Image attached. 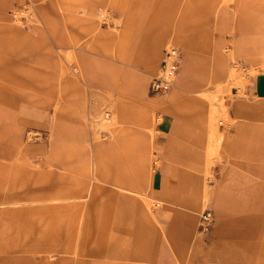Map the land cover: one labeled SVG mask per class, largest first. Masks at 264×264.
Wrapping results in <instances>:
<instances>
[{
  "label": "crops",
  "instance_id": "0c3cea01",
  "mask_svg": "<svg viewBox=\"0 0 264 264\" xmlns=\"http://www.w3.org/2000/svg\"><path fill=\"white\" fill-rule=\"evenodd\" d=\"M45 1L27 0V5L35 10L40 21L34 32L26 33L22 28L12 26L16 42H21L19 45L26 49L29 59H32V53L27 48L33 43L37 47L54 48L55 44L47 33L53 32L57 37L63 36L68 46L82 48L84 57L96 60L101 69H114L119 79H129L131 82L143 80V104L152 108L160 118L158 121L156 119L154 129L157 127V134L153 139L154 154L159 158L160 166L153 175V182L152 178L150 180L149 188H153L154 195L148 190L149 198L157 200L156 196H160L163 206L168 209L172 206L173 198L181 199L184 193L197 196L202 192L203 196L204 150L208 149L209 144H216L212 137L223 134L226 138V142L222 140L224 147L211 167L216 176L210 204L212 239L197 242L200 255L196 264H264V113L260 118H251L254 102L244 97L238 98L233 101L235 105L232 117H229L233 120L234 124L230 126L233 129L224 130L225 133L221 130L218 133L215 129L207 131L205 124H211L217 116L211 115V104L203 96L204 93L214 95L218 91L217 85L223 86L230 80L232 70L219 51L229 42L233 43L235 55L252 67H264L262 48L259 54L249 53L253 42L264 43V0H231L223 8L211 2L212 11L203 19L208 25L206 28L200 27L198 11L204 9L201 4L194 7L184 0H111L107 4L118 11L121 23L115 39L111 32L102 29L101 21L105 13L95 12L98 3H106L104 0L78 1L75 5L77 10L74 7L76 12L71 16V30L60 32L40 7ZM10 6L11 0H0V27L8 25L6 12ZM205 29L213 32L214 42L208 35H203ZM19 32L24 38H16ZM170 41L179 49L182 59L177 71L178 80L164 92L153 93L150 79L153 80L160 70L162 51ZM208 58L212 61L211 65L207 63ZM138 64L143 66L140 72L136 70ZM255 82L257 97H264V76L260 75ZM252 83L251 90L254 91ZM11 87L21 91L13 85ZM61 104L63 111L75 109V103ZM221 105L225 108L223 102L218 108ZM260 108L264 110V106ZM28 112L26 109L25 114L30 115ZM225 112L224 118H228L229 109L225 108ZM61 116L57 115L53 125L71 131L74 125L66 122L68 117ZM15 150L19 157L26 152H19L17 146ZM56 166L60 170L57 180L63 178L64 190V184H69V180ZM156 175L160 176L158 180ZM0 181H3L1 177ZM5 199L6 195L0 192V203ZM197 206L195 201L191 204L193 211H197ZM130 207L132 212L139 208L137 204ZM164 225L169 234L170 214L169 219L165 218ZM120 232L122 230L112 229V226L96 236H88L83 231L82 250L76 252L77 259L86 260L90 246L88 241L96 244L103 240L105 245L112 248ZM37 234L43 237V232ZM167 239L163 243L164 251L157 257L159 261L165 262L170 258ZM10 246L9 242L3 245L5 256H10ZM44 251L53 252L54 248ZM113 256L115 252L111 250L108 264H113ZM48 257L53 258V254ZM153 258L155 260L156 257ZM84 264L89 262L85 261Z\"/></svg>",
  "mask_w": 264,
  "mask_h": 264
},
{
  "label": "rangeland",
  "instance_id": "374dc122",
  "mask_svg": "<svg viewBox=\"0 0 264 264\" xmlns=\"http://www.w3.org/2000/svg\"><path fill=\"white\" fill-rule=\"evenodd\" d=\"M78 1L81 0H46L40 7L48 14L53 25L59 28L60 32L71 30V16L73 12H76L75 9L77 10L75 5L78 4ZM104 1L106 3H103V5L98 3L95 12L97 14L100 11L105 13V16L102 17L103 21H101L102 29L111 32L115 39L118 37L121 28V23L118 19L119 13L107 4L111 0ZM184 2L194 7H197V4H201L200 6L204 9L203 11H198V17L201 21L200 27L206 28L208 25L204 20L205 16L210 15L212 11L210 8L211 2L217 4L219 8H223L227 7L231 0H184ZM217 11L215 10V12ZM6 18L8 25L0 27V135L2 136V140L0 139V177L3 180L6 177L8 183L0 181V192L7 197L0 203V213L5 212L8 215V213L11 214V211L13 213L16 211V217L12 219L7 217L8 220L3 222V231L0 236V263L6 257H9L5 256L6 254L1 251L3 245L9 242V246L11 245L9 247L10 256L18 257L19 261L24 259L27 264H84L85 261H89V264H108L111 250L115 252L113 264H196V259L200 255L198 253V245H196L197 242L212 239L210 204L216 176L213 174L211 167L217 161L215 157L219 156L222 148H213L214 144L212 143L208 149L204 150L203 156L207 166L204 164L203 182L210 191L206 198H203L202 192L197 196H193V193L190 192L184 193L181 199L174 197L172 206L170 205V209H167L160 201V196H156L157 200L148 197V190L152 196L154 195L153 188H148L146 194L150 201L149 205L147 208L143 207L138 215H131L123 222L120 221V223L124 224V227L112 248L107 246V244L105 245L103 240L98 241L96 244L88 241L90 246L86 252V260L77 259L76 252L78 253V251L82 250L80 245L83 241V226L86 224L83 221L84 213L82 214V211H80L81 216H74L75 209L71 205L66 207L62 204L58 206L57 211L59 212L55 213L54 216L46 210L49 206L51 208L53 199L64 198L69 191L68 187L73 188L72 184L70 186L69 184H64L65 189L62 190L64 180L62 177L57 180L60 170L56 165L61 168V171L63 165L57 161L52 162L49 152L52 140L51 128L57 115H63L61 116L63 118L68 117L66 122L74 126L77 125L75 122L77 116L73 112L63 111L62 109L56 111L54 106L60 100V103H75V108L77 105H82V107L86 108L85 112L88 115L86 118L81 119V123L84 125L85 131L83 155L89 156L94 149L96 150L97 146L91 137L92 135L89 134L91 129L88 121L94 120L92 126L98 129L97 132H99L103 143L109 145L111 139L109 133L104 129L100 130L102 122L98 120H110L113 117L114 110L109 103L126 92L132 93L134 82L129 79H119L114 69L110 70L103 67L101 69L98 62L93 58L82 55L78 61L72 60L67 54L75 50L73 46L65 44L63 36L57 37L54 34H50V32L48 35L49 39H52L53 43L55 42L52 50L56 55V71H50L52 74L48 75L49 78L44 79L49 81L48 83L41 82L39 85V80L44 81L43 78L39 77L26 78V81L25 73L31 70L32 61L26 56V49L19 45L21 42H16L14 38L15 30L12 26L22 28L26 33H32L36 30V27H39L40 21L35 10L27 5V0H11L10 9L6 12ZM116 19H118L119 23L116 22ZM20 33L16 34V38H24L23 34ZM202 33L203 35H208V38L214 42L215 35H213L212 31L205 29ZM172 46H175L173 41L168 42L166 48L162 51L161 57L163 56L164 58L167 48ZM250 47L249 53L251 55L259 54L260 48H262L261 54H264V43L253 42ZM219 51L225 56L227 66L232 71L230 80L223 83V86L220 85L221 90L219 89L218 92L214 93L217 97L215 105L217 108L222 101L225 108L229 109V116L228 118H223L219 112H216L217 118L215 121L211 124L206 123L204 129L207 131L215 129L218 133L221 130L225 133L224 130L233 129L230 126L234 123L230 118L232 117V108L235 105L233 101L238 98L244 97L248 101L254 102L251 118L262 117L261 114L264 113V110L260 107L264 106V97H257L255 79L260 77V75L264 76V67H252L250 63L235 55V48L231 42L227 43ZM80 52L83 53V51ZM115 55L116 53L114 52V58L116 57ZM181 63L182 59L179 52V66L172 73L175 83L178 80L177 71ZM207 63L211 65L212 61L210 58L207 59ZM136 68L138 72L143 70L141 64H138ZM62 69H64V73H62ZM14 71H18V79L22 80L23 78L25 80V85L28 86L25 87L26 89L15 86L21 90L19 91L11 87V80L16 75ZM60 73L62 74L59 75ZM158 73L159 71L157 75ZM91 78L94 79L92 80ZM251 81H254V83ZM150 82L152 83V78ZM249 82L252 83L254 91L251 90V83ZM34 83L38 85L35 86L33 85ZM168 87L173 86L170 84ZM47 91L48 94H46ZM53 100L57 102L54 103ZM131 100L132 103L134 102L140 108L139 114L142 117L145 114L151 115V125L154 129V125L157 124L156 119L157 121L160 120L156 116L155 111L143 104V98H136L133 93ZM26 109H28L30 115L25 114ZM155 129L157 130V127ZM155 129L154 135L151 137L152 145L154 144L153 139L157 134ZM222 137L223 141L226 142L223 134ZM67 138L70 140L72 133H69ZM16 146L17 148L22 146L24 151H26L20 157L15 150ZM215 149L216 151H214ZM154 151L153 145L151 150L152 182L153 175L160 166V160L154 154ZM162 156L164 157L163 153ZM45 167L48 168L46 169ZM206 171L208 172L206 173ZM155 177L158 180L160 176L156 175ZM172 193L175 194L176 191H172ZM11 195L12 197H10ZM8 197L10 198L8 199ZM194 201L198 205L197 211H193L191 208V204ZM17 209L21 212L25 210V217L20 219V212ZM34 209L43 210L42 212L39 210L36 213ZM82 209L85 212L88 209V205L86 203L83 204ZM169 214L171 232L168 231V234L166 232L167 229L165 230L164 227V220L165 218L169 219ZM97 218H104L103 220H105V214L102 213ZM11 224H14V227ZM93 224H96V219ZM39 232H43V237L37 234ZM47 232H49L48 236L46 235ZM166 238H168L170 258L164 262V260H158V255L164 251L163 243ZM46 248H54V251H44ZM65 249H68V251H64ZM51 254H53V258L48 257ZM138 254L141 255L139 256ZM153 256L156 257L155 260Z\"/></svg>",
  "mask_w": 264,
  "mask_h": 264
},
{
  "label": "bare ground",
  "instance_id": "6f19581e",
  "mask_svg": "<svg viewBox=\"0 0 264 264\" xmlns=\"http://www.w3.org/2000/svg\"><path fill=\"white\" fill-rule=\"evenodd\" d=\"M47 33L49 35V32ZM50 34L54 33L50 32ZM42 35L44 36V34ZM27 49L32 53V59H30L32 61V67L31 70L25 73V80L26 78L31 79L33 77L43 78V80L49 78L48 75L52 74L50 71H56V55L50 48L42 46L37 47L34 43ZM73 49L75 50L69 52L67 55L70 56L72 60L78 61L83 55V53L80 52L82 51V48L75 45L73 46ZM14 73H16V75L14 76V79L11 80V83H9L22 89L28 87L25 85L26 82L23 78L22 80L18 79V71H14ZM62 73H64V69H62ZM66 77L68 76L66 75ZM170 77L172 80L170 84L174 86L175 81L172 74H170ZM39 81V85L41 82H49L45 80ZM38 84L34 83L33 85L37 86ZM219 86L220 85H218V87L216 86L218 91L220 89ZM143 87V81L136 80L132 90V93L136 98L142 99L144 97ZM22 92L25 93L26 91ZM132 93L126 92L119 97L116 96L117 99L109 103L110 107L114 110L113 117L110 120H98L99 122H102L100 130L104 129L109 133V137L111 138L109 145L103 143L99 132H97L98 129L92 126L94 120L88 121L91 129L89 134L92 135L91 137L97 146L96 150L94 149L89 156L83 155L85 131L81 119L86 118L88 114H86V108L82 107V105H77L75 110H65L73 112L75 116H77L75 121L77 125L73 126L71 131H67L64 128L55 125L51 128L52 140L49 152L51 161H57L63 165L62 173L67 177L69 184H72L73 188L70 187V190L64 198L53 199L51 201V208L49 206L46 210L54 216L55 213L59 212L57 211L58 206L62 204L66 207H70L71 205L75 209L74 216L78 217L84 213L83 221H85L86 224L83 226V231L86 235L88 234V236H96L98 232L108 229L109 226H112V229L115 230H123V220L131 215H138V213L141 212V209L143 207L147 208L150 202L146 193L150 187L152 174L151 150L153 149V145L151 137L154 135V129L151 125V115L145 114L142 117L139 114L141 111L140 108H138L134 102L132 103ZM46 94H48V91ZM51 94L53 93L51 92ZM203 96L206 97L211 104V115H215L216 112H219L221 117H226L225 108L222 105L219 108H216L213 104V102L216 101V95L204 93ZM53 101L54 103L57 102L55 100ZM61 103L60 100L55 103L54 109L56 111L63 109ZM69 133H72V138L66 140ZM211 140H216V144H214L215 146L213 148L224 147L222 145V136L216 138L212 137ZM210 146L211 144H209L208 148ZM17 150L22 152L24 148L20 146ZM214 151H216V149ZM143 153L145 154L142 155ZM66 158H68V160H66ZM204 164L207 166L206 162H204ZM207 172L208 171H206V173ZM3 182H7L6 177L2 183ZM7 189L9 190L8 187ZM208 192L209 190L207 189V186L204 185L203 198L208 196ZM12 195L10 197H12ZM85 203L88 205V209L84 212L82 205ZM131 204H137L139 207L138 210L135 208V211L132 212V207H130ZM34 210L38 213L39 210L42 212L43 209ZM80 211H82V214ZM15 212L16 211L13 213V211H11V214L8 213V215L5 212L0 213V236L3 231V222L8 220L7 217H9V219L16 217ZM19 212L20 219L25 217V210ZM102 213L105 214V220H103L104 218H97ZM95 219L96 224H93ZM120 221L122 222L120 223ZM11 225L14 227V224ZM48 233L49 232L46 233L47 236ZM1 251L3 252V249H1ZM23 262L24 261L22 260L19 261L18 257L9 256L0 264H24Z\"/></svg>",
  "mask_w": 264,
  "mask_h": 264
},
{
  "label": "built area",
  "instance_id": "2783aa9c",
  "mask_svg": "<svg viewBox=\"0 0 264 264\" xmlns=\"http://www.w3.org/2000/svg\"><path fill=\"white\" fill-rule=\"evenodd\" d=\"M179 66V50L172 46L167 48L158 75L152 80L151 91L161 93L166 90L171 80L170 74Z\"/></svg>",
  "mask_w": 264,
  "mask_h": 264
}]
</instances>
